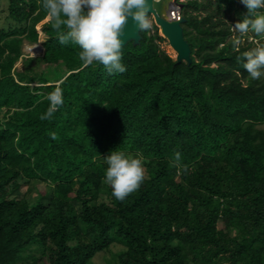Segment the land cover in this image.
<instances>
[{"label": "trees", "instance_id": "1", "mask_svg": "<svg viewBox=\"0 0 264 264\" xmlns=\"http://www.w3.org/2000/svg\"><path fill=\"white\" fill-rule=\"evenodd\" d=\"M6 1L0 264H264V76L242 66L262 38L233 30L240 0H178L192 62L169 55L154 24L111 74L60 44L42 0ZM25 41L42 56L25 58ZM55 87L64 102L41 120ZM114 148L144 167L123 200L103 178ZM21 180L44 188L13 196Z\"/></svg>", "mask_w": 264, "mask_h": 264}, {"label": "clouds", "instance_id": "2", "mask_svg": "<svg viewBox=\"0 0 264 264\" xmlns=\"http://www.w3.org/2000/svg\"><path fill=\"white\" fill-rule=\"evenodd\" d=\"M149 0H42V7L58 32L60 44L78 46L83 65L94 62L103 65L111 74L127 70L122 62V30L131 18L138 30L152 27L148 8ZM246 12L233 26L242 37L252 33L264 38V0H240ZM242 66L252 79L264 76V45L242 54ZM238 60L241 57H237ZM48 106L40 119H50L64 102L63 89H55L46 95ZM179 153L175 154L176 162ZM104 181L112 195L123 200L140 187L144 179L142 160L124 151L112 149L105 156Z\"/></svg>", "mask_w": 264, "mask_h": 264}, {"label": "water", "instance_id": "3", "mask_svg": "<svg viewBox=\"0 0 264 264\" xmlns=\"http://www.w3.org/2000/svg\"><path fill=\"white\" fill-rule=\"evenodd\" d=\"M171 1L176 14L174 18L170 19L159 11L158 7L163 4H160L157 0H149V13L154 16L156 25L161 28L163 36L167 38L172 48L176 51V61L191 63V48L190 44L185 39L182 27L183 19L180 14L182 5L178 4V0ZM141 38V30H138L135 23L129 18L122 30V48L131 41H133L134 44H138Z\"/></svg>", "mask_w": 264, "mask_h": 264}, {"label": "rangeland", "instance_id": "4", "mask_svg": "<svg viewBox=\"0 0 264 264\" xmlns=\"http://www.w3.org/2000/svg\"><path fill=\"white\" fill-rule=\"evenodd\" d=\"M7 1L6 0H0V27L2 26H7L10 24V21L7 19ZM150 19H151V23L152 26L155 24V19L154 16L150 15ZM157 26V25H156ZM152 28V27H151ZM159 28V34L165 38L161 32V28ZM234 30V28H233ZM246 36V38L248 39L249 42H251L253 40V36L252 33L246 34L244 35ZM254 44L256 46L259 45H264V38L262 39H255L253 40ZM240 45H245L246 41L245 39L239 41ZM40 44H31L27 41L24 42L23 47H22V52L25 58H30V57H39L42 56L44 49ZM161 47L169 54L171 55L173 58H176V51L172 48V46L170 45L169 41L167 40V38H165V41L161 42ZM16 69L19 71H22L24 68L23 62L19 61L16 64ZM261 128H264V124L260 126ZM21 187L13 192V196H21V195H25L27 196L29 199L34 200L37 196H38V188L43 189L44 184H42L39 181H32L28 184L24 183L23 180L20 181ZM220 227H222V224H220ZM119 247H114V250H117ZM105 254H100L96 257L95 259V263L96 264H103V259H104Z\"/></svg>", "mask_w": 264, "mask_h": 264}, {"label": "bare ground", "instance_id": "5", "mask_svg": "<svg viewBox=\"0 0 264 264\" xmlns=\"http://www.w3.org/2000/svg\"><path fill=\"white\" fill-rule=\"evenodd\" d=\"M160 4L159 11L166 17L172 19L175 17V9L172 7V1L171 0H157Z\"/></svg>", "mask_w": 264, "mask_h": 264}]
</instances>
